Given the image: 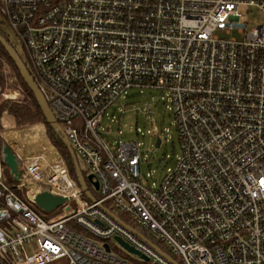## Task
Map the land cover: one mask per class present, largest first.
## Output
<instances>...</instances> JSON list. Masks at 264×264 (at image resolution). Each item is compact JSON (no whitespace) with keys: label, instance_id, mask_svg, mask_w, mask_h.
<instances>
[{"label":"built area","instance_id":"1","mask_svg":"<svg viewBox=\"0 0 264 264\" xmlns=\"http://www.w3.org/2000/svg\"><path fill=\"white\" fill-rule=\"evenodd\" d=\"M248 7L264 15V0H0L98 183L83 200L60 156L49 172L18 157L14 179L0 149V264H171L146 234L180 264H264V21L248 29ZM234 31L243 39L220 37ZM131 89L160 90L172 110L181 153L158 180H143L136 141L103 137L108 109ZM44 191L66 202L47 213L35 203ZM115 236L148 261L106 251Z\"/></svg>","mask_w":264,"mask_h":264},{"label":"rangeland","instance_id":"2","mask_svg":"<svg viewBox=\"0 0 264 264\" xmlns=\"http://www.w3.org/2000/svg\"><path fill=\"white\" fill-rule=\"evenodd\" d=\"M246 9L245 17L248 21V29L263 23L264 15L259 9L255 7H248ZM0 30L8 37L9 43L14 47L21 59L26 61L27 58L22 43L13 33L12 29L6 23L0 22ZM232 36L237 40L243 39V35L237 34L235 31L231 35L220 33V37L223 38ZM0 76L3 78V85L0 84V101L5 99H20L23 94L22 86L16 78L14 69L6 64L4 58L0 60ZM163 95L164 93H161L157 89H142V91L131 89L125 97L119 98L115 105L108 109V117H104L101 123V127L106 130L103 136L104 139L110 142L120 139L124 142L136 141L139 144L140 171L143 180H158L164 175L166 169L174 164V161L181 153L178 133L172 121V110L170 104L164 101ZM147 109L149 112H147ZM3 115L2 127L0 126V149L2 150L3 147L8 146L15 153L16 161H18V157H23V154L31 146L39 142L41 138H45L56 156L62 158L50 140L44 123L16 127L6 112ZM6 132L16 133L22 152L17 147L14 148L12 142L6 139L4 135ZM157 137L161 142L159 147L156 148L154 144ZM24 155L29 154L25 153ZM28 157H36L37 159H41L42 162V156L38 153ZM23 158H26V156ZM77 161L80 169L85 171L84 175H87L84 165L79 159ZM5 170L8 176L11 175L8 168L5 167ZM95 240L101 243L100 240ZM111 250L113 253L126 255L131 261H137L136 257L128 255L116 243L111 242Z\"/></svg>","mask_w":264,"mask_h":264},{"label":"water","instance_id":"3","mask_svg":"<svg viewBox=\"0 0 264 264\" xmlns=\"http://www.w3.org/2000/svg\"><path fill=\"white\" fill-rule=\"evenodd\" d=\"M0 43L4 47L5 51L7 52L10 59L14 62L15 67L23 80V82L26 84L28 89L33 94L38 106L40 107L43 117L45 119V122L49 125L51 129L54 130L55 133L61 135L60 128L58 126V123L56 122L47 102L43 98L41 92L38 90L37 85L35 84L33 78L30 76L29 71L27 70V67L21 57L18 55L17 51L6 41V39L0 34ZM63 144L65 145L67 151L69 152L72 161H73V169L75 172V177L77 184L83 194L88 198L90 201H94V197L91 195V193L88 190L87 184H90L93 186L95 190L98 189V183L93 179V176L91 174L84 175L81 171L79 164L77 162L75 153L69 143V141L62 137ZM160 139L157 137L154 146L157 148L159 147ZM2 152L4 154V164L9 169V172L13 176L14 179H16L17 173V162L14 153L11 151V149L8 146L3 147ZM66 201V198L63 196L52 194L48 191H44L41 193H38L35 196V203L38 207H40L42 210L46 212H51L55 208L61 206ZM103 210L108 213L115 221H117L119 224L125 226L128 230L132 231L135 234H138L136 230H134L131 226L126 225L124 222L119 219L114 213H112L110 210L103 207ZM114 241L117 243V245L124 250L128 254H132L137 256L138 258L148 261V258L143 255L138 250L134 249L131 245H129L126 241H124L121 237L115 236ZM149 244L154 248V250L164 259L169 261L172 264H179L176 260H174L171 256H169L167 253L162 251L158 246L153 245L149 242ZM103 247L106 251H109V244L104 243Z\"/></svg>","mask_w":264,"mask_h":264},{"label":"trees","instance_id":"4","mask_svg":"<svg viewBox=\"0 0 264 264\" xmlns=\"http://www.w3.org/2000/svg\"><path fill=\"white\" fill-rule=\"evenodd\" d=\"M0 22H2L0 18ZM3 37L6 38V36L2 33L1 34ZM1 58L5 59L6 64L11 66L16 74V78L18 79L19 83L22 86L23 89V94L20 99L17 100H11V99H5L0 101V126L2 127V119H3V114L6 112V114L11 118L14 126L20 127V126H27V125H34L38 123H44L46 126L47 133L49 135L50 140L52 143L55 145L56 149L59 151L61 154L62 158L64 159L67 169L69 171V175L73 180L76 182V177H75V172L73 169V161L72 158L67 151L65 145L63 144L62 141V136L60 134H57L54 132L53 129L49 127V125L45 122V119L43 117L42 111L40 107L38 106L33 94L31 91L28 89L26 84L23 82L21 79L14 62L10 59L8 56L7 52L5 51L4 47L0 43V60ZM0 84L3 85V78L0 76ZM5 137L8 141H11L14 148H18L19 151L22 152L20 148V143L19 139L16 135L15 132H6ZM29 154V155H24V154ZM23 154V157H28L30 155H33L35 153H38L42 156V166L45 168L47 172H49L50 168H53L56 163H58L59 158L56 156L54 153V150L52 147L49 145L47 140L45 138H41L39 142L35 143L27 152ZM83 174L85 173L84 170H82ZM89 190L91 191L92 195H94L93 190L89 186ZM82 198L84 200H88L83 194ZM107 208L109 209L110 206L107 205ZM112 210V209H111ZM117 216L121 218V220H127L126 216L122 214L121 212L112 210ZM125 222V221H124ZM68 225L72 226L71 222L67 223ZM73 227V226H72ZM146 237L154 244L162 248L163 250L166 251V248L164 245L159 242L158 240L152 239L148 234H146ZM123 256L127 257L126 255L122 254ZM178 260V259H177ZM57 264H66L64 260H60Z\"/></svg>","mask_w":264,"mask_h":264},{"label":"bare ground","instance_id":"5","mask_svg":"<svg viewBox=\"0 0 264 264\" xmlns=\"http://www.w3.org/2000/svg\"><path fill=\"white\" fill-rule=\"evenodd\" d=\"M3 22V21H2ZM3 32L0 30V34H2ZM4 34V33H3ZM5 35V34H4ZM6 36V35H5ZM5 38V37H4ZM6 41L9 43V40H8V37L6 36ZM10 45H11V43H9ZM12 46V45H11ZM13 47V46H12ZM14 48V47H13ZM23 62L25 63V65H26V67H27V62L26 61H24L23 60ZM27 70H28V67H27ZM29 71V70H28ZM30 73V72H29ZM30 76H31V74H30ZM32 77V76H31ZM33 78V77H32ZM34 80V79H33ZM36 84V83H35ZM38 88V87H37ZM39 90V89H38ZM51 110V109H50ZM52 112V111H51ZM53 114V113H52ZM54 116V115H53ZM57 122V121H56ZM61 131V130H60ZM61 136L62 137H64L63 135H62V133H61ZM160 142H161V140H160ZM74 151V150H73ZM3 153V152H2ZM75 153V152H74ZM4 155V154H3ZM75 156H76V154H75ZM16 158V157H15ZM3 159H4V157H3ZM76 159H78L77 158V156H76ZM40 162H41V159H38ZM17 162V161H16ZM78 162V161H77ZM3 163H4V161H3ZM5 165V164H4ZM6 167V166H5ZM7 168V167H6ZM82 171V170H81ZM88 175V174H87ZM76 184H77V181H76ZM77 186H78V184H77ZM89 186H90V188L92 187L93 188V186L92 185H90V184H87V187H88V190H89ZM79 187V186H78ZM91 188V189H92ZM80 189V188H79ZM81 190V189H80ZM93 190V192H94V188L92 189ZM82 192V191H81ZM89 192L91 193V191L89 190ZM82 194H83V192H82ZM84 195V194H83ZM91 195H92V193H91ZM60 196V195H59ZM85 196V195H84ZM93 197H94V200H95V196L94 195H92ZM86 197V196H85ZM83 199V198H82ZM88 199V198H87ZM84 200V199H83ZM71 201V203H74L75 202V199H72V200H70ZM85 201H90L89 199L88 200H85ZM66 202V201H65ZM64 202V203H65ZM91 202H93V201H91ZM62 205H64V204H62ZM61 205V206H62ZM60 207V206H59ZM104 208H106V209H108L107 207H104ZM70 209V207L69 206H66V211H68ZM108 210H110V209H108ZM112 213H114L112 210H110ZM108 214V213H107ZM115 214V213H114ZM116 215V214H115ZM110 216V215H109ZM117 216V215H116ZM117 217H119V216H117ZM119 219H121L120 217H119ZM122 222H124L123 220H121ZM117 222V221H116ZM118 223V222H117ZM125 223V222H124ZM126 224V223H125ZM121 225V224H120ZM127 225V224H126ZM123 226V225H122ZM128 226H130V225H128ZM123 227H125V226H123ZM126 228V227H125ZM127 229V228H126ZM135 230V229H134ZM130 231V230H129ZM138 233V232H137ZM113 241H114V239H113ZM151 243V244H153V245H156V244H154V243H152L151 241H148V243ZM116 243V242H115ZM117 244V243H116ZM110 246H111V244H110ZM157 246V245H156ZM152 247V246H151ZM159 247V246H158ZM110 248V247H109ZM160 248V247H159ZM111 249V248H110ZM109 249V250H110ZM154 249V248H153ZM162 251H164L165 253H167V250L165 251V250H163L162 248H160ZM168 255H169V253H167ZM128 255H131V256H134V257H136V258H138L137 256H135V255H132V254H128ZM169 256H171V255H169ZM172 257V256H171ZM173 258V257H172ZM138 259H140V258H138ZM174 260H176L175 258H173ZM142 260V259H141ZM138 261V260H137ZM142 261H144V260H142ZM177 261V260H176ZM135 262V261H134ZM178 262V261H177ZM179 263V262H178ZM172 264V263H171ZM180 264V263H179Z\"/></svg>","mask_w":264,"mask_h":264},{"label":"crops","instance_id":"6","mask_svg":"<svg viewBox=\"0 0 264 264\" xmlns=\"http://www.w3.org/2000/svg\"><path fill=\"white\" fill-rule=\"evenodd\" d=\"M58 262H59V261H58ZM58 262H56V264H57Z\"/></svg>","mask_w":264,"mask_h":264}]
</instances>
